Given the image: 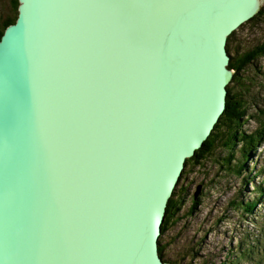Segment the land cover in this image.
I'll return each instance as SVG.
<instances>
[{
  "label": "water",
  "instance_id": "95a60500",
  "mask_svg": "<svg viewBox=\"0 0 264 264\" xmlns=\"http://www.w3.org/2000/svg\"><path fill=\"white\" fill-rule=\"evenodd\" d=\"M18 3L0 39V264H169L168 201L225 110L228 37L264 0Z\"/></svg>",
  "mask_w": 264,
  "mask_h": 264
},
{
  "label": "rangeland",
  "instance_id": "374dc122",
  "mask_svg": "<svg viewBox=\"0 0 264 264\" xmlns=\"http://www.w3.org/2000/svg\"><path fill=\"white\" fill-rule=\"evenodd\" d=\"M10 12L9 0H0V20ZM235 39V47L242 49L263 43L264 16L259 21L239 27L235 31ZM255 67L264 73V58L256 62ZM252 69H249V75H253ZM254 93L259 94L258 103L264 104V88L258 90L256 87ZM248 114L258 117L259 113L251 109ZM258 126V121L249 117L243 129L249 132ZM238 151L236 147L237 160L240 158ZM216 154L221 159L225 155L221 149ZM246 167L243 175H246L247 183L243 177L220 169L214 158L200 168L189 170V174L179 182L183 190L177 198L183 205L161 236L165 260L172 264H225L236 259L237 264H264V195L251 214L245 215L242 210L245 202L259 197L252 181L258 184L264 180V144L251 154ZM178 189L177 186L176 191ZM196 191L200 204L189 216L187 212ZM240 247L246 255L241 253L243 257L238 258Z\"/></svg>",
  "mask_w": 264,
  "mask_h": 264
},
{
  "label": "trees",
  "instance_id": "16d2710c",
  "mask_svg": "<svg viewBox=\"0 0 264 264\" xmlns=\"http://www.w3.org/2000/svg\"><path fill=\"white\" fill-rule=\"evenodd\" d=\"M18 0H9L10 14L0 20V39L4 30L11 24L15 23L18 15ZM264 16V7L261 11L245 24L259 21ZM243 24L241 27H243ZM240 27V28H241ZM235 32H233L227 40L226 50L230 56L228 68L234 70V75L231 82L227 86L226 107L223 114L220 116L218 123L215 125L208 139L203 143V146L195 152V155L187 159L183 173L179 182L189 174L190 169L200 168L208 161L215 159V164L224 172L228 171L232 174L243 177L247 183L246 175H243L247 170L246 162L251 157L258 147L264 144V104L258 103L259 92L253 94L254 88L261 90L264 88V73H260V69L254 66L261 58H264V42L257 44L252 48L242 49L240 46L234 45ZM239 47L241 49H239ZM242 51V52H241ZM253 68V75H249V69ZM258 78V79H257ZM258 112V117L249 116V110ZM255 118L259 126L253 131H245L243 129L247 118ZM238 147L240 158L235 159V148ZM224 151L223 159L217 156L218 150ZM191 172V171H190ZM187 173V174H186ZM257 174V173H256ZM258 177V176H257ZM253 178V177H252ZM178 191H174L169 199L164 221L162 224L161 236L169 229V226L175 220L180 207L183 205L181 199L177 198V194L182 192L183 187L179 186ZM253 185L256 191L259 192L257 199L247 201L243 204V212L245 215L251 214L252 211L261 202L264 195V180ZM250 181V183H252ZM177 188V187H176ZM200 204V199L194 197L191 199L188 215L192 216L197 206ZM241 204V203H240ZM161 236L158 241V253L161 259L165 260L164 247L161 242ZM241 246V245H240ZM241 253L246 255V252L240 247V253L236 256L243 257ZM240 260V259H239ZM166 261V260H165ZM238 260H231L230 263L237 264ZM169 264H172L169 262Z\"/></svg>",
  "mask_w": 264,
  "mask_h": 264
}]
</instances>
